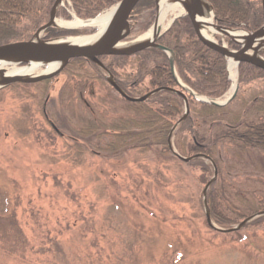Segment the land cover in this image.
<instances>
[{
  "label": "rangeland",
  "instance_id": "1",
  "mask_svg": "<svg viewBox=\"0 0 264 264\" xmlns=\"http://www.w3.org/2000/svg\"><path fill=\"white\" fill-rule=\"evenodd\" d=\"M78 66L47 82L0 89V264H264V221L227 233L209 226L200 168L138 149L110 158L92 148L100 140L81 139L76 129L91 115L109 121L123 113L100 77L74 73L94 68ZM226 70L231 81L228 61ZM239 78L233 109L264 94V77ZM230 88L215 99L225 100ZM220 153L224 164L232 158L227 146ZM222 180L243 190L255 184L264 197V176L233 172Z\"/></svg>",
  "mask_w": 264,
  "mask_h": 264
},
{
  "label": "trees",
  "instance_id": "2",
  "mask_svg": "<svg viewBox=\"0 0 264 264\" xmlns=\"http://www.w3.org/2000/svg\"><path fill=\"white\" fill-rule=\"evenodd\" d=\"M69 1L72 11L78 17L86 19L99 15L120 0ZM208 1L221 25L253 31L263 24L259 0ZM54 2L55 0H0V45L29 40L37 29L48 22ZM64 11L58 12V16L71 19L69 11ZM155 16V0H140L130 16L134 26L132 35L147 31ZM94 31V28H49L44 36L55 38ZM159 43L174 52L179 76L196 93L215 99L227 92L230 80L227 76L226 58L198 38L187 16L176 19ZM229 45L236 47L231 42ZM100 60L129 96L139 97L159 87L173 88L171 84L179 88L171 71L169 57L160 49L149 48L131 55H108ZM78 63L80 66L76 70L88 63L94 68L93 73H74L86 79L100 77L109 86V96H115L119 103L122 102L118 108L123 113L109 121L101 115H91V118L76 129L81 139L100 140L102 143L93 144L92 148L110 158H121L128 150L138 149L144 153L153 151L163 158L181 162L168 146L169 133L185 112V102L181 95L161 91L147 101L131 102L121 97L107 82L100 69L87 59H72L63 70L75 67ZM239 74L240 82H252L263 78L264 70L252 64L241 63ZM146 80L150 83V89L144 91L140 89V85ZM16 85L20 83L11 87ZM238 94L225 106L202 102L188 95L189 114L173 134V143L180 155L189 157L204 154L215 163L218 175L208 190L207 200L213 222L224 229L239 224L251 215L264 212V197L261 199L256 195L257 185H249L246 191L222 180L233 172L264 176V156L261 154L264 153V94L250 100L244 99L239 108L233 109L231 106L239 98ZM103 102H109L110 105L113 103L109 99H103ZM90 111L96 113L93 109ZM76 141V146L83 151L84 148L78 144L79 140ZM221 145L227 146L229 154L232 155V158H226L225 164V158L220 153ZM189 164L201 169L200 179L205 185L214 175V166L205 157H198ZM254 221H264V215ZM247 226L248 224L243 228Z\"/></svg>",
  "mask_w": 264,
  "mask_h": 264
},
{
  "label": "water",
  "instance_id": "3",
  "mask_svg": "<svg viewBox=\"0 0 264 264\" xmlns=\"http://www.w3.org/2000/svg\"><path fill=\"white\" fill-rule=\"evenodd\" d=\"M64 1L65 0H55L50 10L49 21L44 25H42L39 29H37L31 39L27 41L10 42L0 45V59L11 57L15 59V64L17 67L24 68L30 66L32 63H38L40 66L43 65L48 66L50 64H55L56 68L51 71H47V72L45 71L39 74L26 76V77L19 74L6 75L5 74L6 69L1 68L0 89L17 82L36 83L53 78L57 76L72 59L84 58L98 65L101 68V70L104 72L105 78L110 83V85L123 98H125L128 101L131 102L147 101L154 94L161 91H169V92L177 93L184 98L185 112L184 115L181 117V119H179L172 127L168 136V146L170 148V151L183 162L189 163L198 157H205L208 160H210L211 163L213 164L214 175L204 186V189L202 191L203 203L206 212V219L209 226L220 232H225V233L235 232L241 230L246 224H248L255 218L264 215V212L251 215L246 219H244L243 221H241L236 226L228 229H224L215 225L211 219L210 209L207 200L208 190L210 186L213 184V182L216 180L218 175V170L215 163L210 157L204 154H196L190 157H184L177 152L172 142V137L176 128L182 121L186 119V117L189 114V102L185 91L200 101L207 102L217 106H223L228 104L237 94V91L239 89L238 81H236L235 87L231 95L226 100L212 99L207 96L199 95L195 93L190 87L186 86L179 80V77L175 69L174 52L158 43L159 38L163 35L165 30H167L171 26L173 21L177 17L185 15L190 18L195 33L205 45L219 52L230 62H236L238 65L242 62H246L264 70V58L260 56V52L264 50V23L259 29L253 32H248L239 29H232L229 27L219 25L214 22L207 21V17L209 14H212L213 19L215 18L213 6L207 0H175L181 7L180 8L181 10H179L178 14H176L174 18L170 20L168 26L165 29L158 30L156 37L151 42L144 44H135L134 41L137 38L130 42H127L125 40L130 36L132 29L129 18L131 16L134 7L138 4L140 0H120L112 8L114 10L112 18L108 26L106 27L105 31L103 32L102 36L97 40L88 43H73L67 40V38L69 37L54 38V39L44 38L43 37L44 32L52 27L73 29V30L77 29L76 27L74 28L62 27L57 24L58 21L57 10L59 9L60 6H63ZM156 4H157L158 13L156 16L155 23L146 33H148L157 23L159 16V0H156ZM261 7H262L263 20H264V0H261ZM205 27L214 30V33H211L212 38H206L203 35L202 30ZM238 31H241L242 34L235 33ZM97 33L86 36L87 37L94 36ZM216 35H219L222 38L224 37L229 38L233 43L239 45L240 47L239 50H232L225 45H220L218 42L214 40ZM258 40H261L262 45L255 46L254 43ZM122 43H131V45H128L127 47H120L119 45ZM148 48L160 49L166 52L170 56L171 71L173 73V76L185 91H180L171 87H159L148 92L147 94L141 97H131L127 95V93H125V91L116 83L112 73L105 67L103 62H101L100 60V57L102 56L131 55ZM6 64L11 66V63H6Z\"/></svg>",
  "mask_w": 264,
  "mask_h": 264
},
{
  "label": "bare ground",
  "instance_id": "4",
  "mask_svg": "<svg viewBox=\"0 0 264 264\" xmlns=\"http://www.w3.org/2000/svg\"><path fill=\"white\" fill-rule=\"evenodd\" d=\"M181 7L179 6V4L175 1V0H159V16H158V20L156 25L148 32V33H144L143 35H141L140 37H138L134 43L135 44H144V43H149L151 42L157 34V31L162 29L163 27L166 26V23L168 22V14L169 12H175L177 13ZM114 13V10L111 9L110 11H108L107 13H104L100 16H98L97 18H93V19H87V20H83V19H79V18H74L73 21H65L63 19H59L57 21V24L59 26L62 27H71V28H80V27H85V26H95L98 28V33L94 36H78V37H69L67 38L68 41L73 42V43H88L94 40H97L98 38H100L103 34V32L105 31L106 27L108 26L112 15ZM172 14V13H170ZM213 20V16L212 14H209L207 17V21L212 22ZM209 29V31H208ZM203 35L206 38H212V34L214 33V30H212L211 28H204L202 30ZM236 34H242L241 31L235 32ZM133 43V44H134ZM128 45H131V43H122L119 46L120 47H127ZM255 46H260L262 45L261 40H258L254 43ZM6 63H11V66L6 64ZM237 66V64L235 62H231L230 64V68H231V73H232V77L233 80H236L235 77V67ZM1 68H5L6 75H14V74H19L22 75L24 77L26 76H32L35 74H39L42 72H47V71H51L53 69L56 68L55 64H50L48 65L47 70H42V71H38L40 69V65L38 63H32L30 66L24 67V68H20L17 67L15 64V59L9 57V58H2L0 59V69ZM39 72V73H37Z\"/></svg>",
  "mask_w": 264,
  "mask_h": 264
},
{
  "label": "flooded vegetation",
  "instance_id": "5",
  "mask_svg": "<svg viewBox=\"0 0 264 264\" xmlns=\"http://www.w3.org/2000/svg\"><path fill=\"white\" fill-rule=\"evenodd\" d=\"M131 20H133L132 18H130Z\"/></svg>",
  "mask_w": 264,
  "mask_h": 264
}]
</instances>
